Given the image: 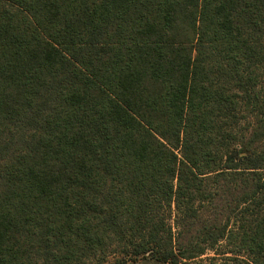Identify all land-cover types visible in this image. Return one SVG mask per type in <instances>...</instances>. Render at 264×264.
I'll use <instances>...</instances> for the list:
<instances>
[{
  "label": "trees",
  "instance_id": "trees-1",
  "mask_svg": "<svg viewBox=\"0 0 264 264\" xmlns=\"http://www.w3.org/2000/svg\"><path fill=\"white\" fill-rule=\"evenodd\" d=\"M147 256L264 264V0H0V264Z\"/></svg>",
  "mask_w": 264,
  "mask_h": 264
},
{
  "label": "rangeland",
  "instance_id": "rangeland-1",
  "mask_svg": "<svg viewBox=\"0 0 264 264\" xmlns=\"http://www.w3.org/2000/svg\"><path fill=\"white\" fill-rule=\"evenodd\" d=\"M210 254V253H209ZM196 260V259H195ZM133 264H155L154 260L149 258L148 256L142 259L137 260ZM177 264H194L193 260H188V261H182Z\"/></svg>",
  "mask_w": 264,
  "mask_h": 264
}]
</instances>
